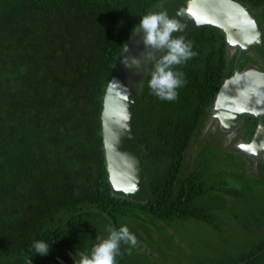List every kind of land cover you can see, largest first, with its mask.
<instances>
[{"label":"trees","instance_id":"trees-1","mask_svg":"<svg viewBox=\"0 0 264 264\" xmlns=\"http://www.w3.org/2000/svg\"><path fill=\"white\" fill-rule=\"evenodd\" d=\"M162 1L0 0V264H74L76 251L106 238L109 226L144 216L156 228L174 218L212 223L203 201L217 190L211 181L223 164L231 180L257 183L240 170L238 157L212 141L186 160L234 73L225 34L207 26L183 37L195 55L173 66L183 74L176 99H161L149 87L154 66L144 86L139 130L149 203L112 196L103 96L140 18ZM240 1L264 22V0ZM251 62L247 57L242 68ZM245 118L252 137L258 120ZM229 188L237 198L239 190ZM38 240L50 244L48 255H35ZM130 245L121 242L116 264H141L129 255ZM191 264H264V240L238 257Z\"/></svg>","mask_w":264,"mask_h":264},{"label":"water","instance_id":"water-1","mask_svg":"<svg viewBox=\"0 0 264 264\" xmlns=\"http://www.w3.org/2000/svg\"><path fill=\"white\" fill-rule=\"evenodd\" d=\"M150 13H166L182 31L173 38L211 26L225 34L228 65L234 73L216 94L210 113L197 141L195 132L186 154L188 161L199 155L207 139L221 142L226 153L242 157L257 172L264 160V22L248 4L240 0H163ZM144 33L134 31L117 57L103 96L102 138L108 182L114 198L149 203L140 146V106L145 83L155 60L145 58ZM125 57H136L139 67L126 68ZM247 57L255 62L242 64ZM245 117L258 120L253 138L244 135ZM62 264H66L60 260ZM30 264H34L29 261Z\"/></svg>","mask_w":264,"mask_h":264},{"label":"rangeland","instance_id":"rangeland-1","mask_svg":"<svg viewBox=\"0 0 264 264\" xmlns=\"http://www.w3.org/2000/svg\"><path fill=\"white\" fill-rule=\"evenodd\" d=\"M222 167L224 172L211 181L217 182V190H210L203 201L206 204L204 209L213 216V222L174 218L166 223L160 222V228H156L152 225L156 221L145 216L143 220H128L126 225L137 239L136 246L129 247L132 259L141 264H191L199 259L214 261L226 255L238 257L264 240L253 231L260 226L264 229V184L253 189L254 182L246 189L247 182L242 184L231 180V171L228 169L227 172L224 164ZM224 183L239 190L237 198L230 196V188ZM249 212L257 213L258 217Z\"/></svg>","mask_w":264,"mask_h":264},{"label":"clouds","instance_id":"clouds-1","mask_svg":"<svg viewBox=\"0 0 264 264\" xmlns=\"http://www.w3.org/2000/svg\"><path fill=\"white\" fill-rule=\"evenodd\" d=\"M137 30L144 33L143 43L145 58L152 60L157 51L163 50V55L155 60L151 72L149 87L161 99L174 100L176 89L181 86L182 73L173 71L174 65H179L195 55L191 51V42H185L182 37L173 38L172 33L182 31V28L167 17L166 13H150L140 18ZM126 68L139 67L141 61L136 57H125L122 61ZM106 238H97L90 250L76 251L74 264H116V256L121 242L136 246L137 239L127 226L118 229L109 226ZM35 255H48L50 244L43 240L33 242Z\"/></svg>","mask_w":264,"mask_h":264},{"label":"flooded vegetation","instance_id":"flooded-vegetation-1","mask_svg":"<svg viewBox=\"0 0 264 264\" xmlns=\"http://www.w3.org/2000/svg\"><path fill=\"white\" fill-rule=\"evenodd\" d=\"M243 124H244V126H245V129H244V135H245V137L249 140V141H251L252 140V138H253V135H254V132H253V135H252V137H248L247 135H246V132L248 131V121L246 120V118L244 119V122H243ZM257 124H258V122H257ZM256 127H257V125H256ZM256 127H255V129H256ZM207 141H212L213 143H216L217 144V146L218 147H220L223 151H224V149L222 148V146H223V144L221 143V142H216V141H213V139L210 137L209 139H207ZM206 141V142H207ZM206 144V143H205ZM225 152V151H224ZM227 154H229V153H227ZM234 156H236V157H238L239 158V161L242 163V165L240 166V170L242 171V172H244V174L247 176V177H249L250 179H252V180H255V181H257V183L256 184H254L253 185V189H254V186L256 187V186H259V184L261 183V184H264V160H262V161H260L258 164H257V172L255 171L254 172V170L250 167V165L242 158V157H240V156H237V155H235V154H233ZM227 166V169H229V167H228V165H226ZM230 170V169H229ZM228 171V170H227ZM229 176V175H228ZM250 184V183H249ZM247 188H249V186H247L246 187V189ZM249 214L250 215H256L257 217H258V215H257V213H255V214H253L252 212H249ZM256 227V226H255ZM261 227V226H260ZM258 228V230L256 231L255 229H253V231L255 230L256 232L255 233H257V234H259L260 236H263L264 235V229L262 230L261 228ZM260 233H262V234H260Z\"/></svg>","mask_w":264,"mask_h":264}]
</instances>
